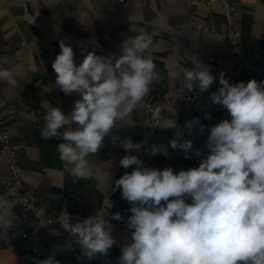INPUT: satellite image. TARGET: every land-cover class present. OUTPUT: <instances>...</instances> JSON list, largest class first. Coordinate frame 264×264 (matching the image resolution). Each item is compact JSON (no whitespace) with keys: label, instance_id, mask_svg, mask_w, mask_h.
<instances>
[{"label":"clouds","instance_id":"9594fccd","mask_svg":"<svg viewBox=\"0 0 264 264\" xmlns=\"http://www.w3.org/2000/svg\"><path fill=\"white\" fill-rule=\"evenodd\" d=\"M152 45L153 36L140 32L124 39L118 56L88 52L77 65L73 48L59 42L61 52L52 63L55 84L65 95L76 93L80 98L67 114L45 102L40 134L45 140L63 139L57 145L59 159L70 166L75 180L96 179L110 186L109 170L101 172L88 157L98 153L114 127L131 119L153 83L161 79L153 57L146 55ZM192 65L183 69V88L207 91L215 82L210 67L196 59ZM0 81L10 87L18 84L14 72L6 68L0 69ZM219 85L210 99L226 109L230 119L211 126L208 154L198 167L178 172L171 167L149 168L131 154L119 161L124 169L135 168L112 187L131 204L126 221L131 240L121 246L118 264H264V81L230 83L221 73ZM162 111L160 106L153 110L152 127L179 129L175 115L164 119ZM196 123L185 122L188 134ZM204 130L201 125L200 132ZM183 135L176 131L169 146L182 150L188 159L193 143ZM117 141L126 153L143 147L153 156L168 155L164 147H147L146 141L112 136V142ZM195 154L201 155L199 150ZM11 209L12 202L0 195V237L13 226ZM112 219L122 216L117 212ZM58 222L88 260L97 254L107 256L116 243L105 211L75 222L62 211ZM35 264L60 262L50 255Z\"/></svg>","mask_w":264,"mask_h":264},{"label":"crops","instance_id":"0c3cea01","mask_svg":"<svg viewBox=\"0 0 264 264\" xmlns=\"http://www.w3.org/2000/svg\"><path fill=\"white\" fill-rule=\"evenodd\" d=\"M194 0H0V69L14 72L18 81L16 87L0 81V119L13 134V143L20 146L19 161L25 170L24 184L28 191L41 197L49 211L61 214L69 212L79 217H90L105 211V219L113 225L112 235L116 243L107 256L97 254L92 260L82 255L79 245L70 234L54 224L43 231L41 248L45 259L54 255L60 264H118L121 246L130 242L131 232L126 227L131 204L122 198V191L112 190L115 180L125 172L131 173L135 166L124 169L119 161L127 154L136 155L143 166L155 169L171 167L174 172L196 168L208 154L206 142L210 128L223 119H230L228 111L208 114L195 111L184 103L166 109V112L182 122L199 121L208 131L197 141L186 132L182 139L191 140L193 148L185 159L182 150H173L169 141L178 130L153 128L150 118L135 110L131 119L114 127L103 140V146L96 155L88 157L101 172L109 170L110 186L101 181L75 180L69 172V165L59 159L57 145L62 138H42L40 132L46 114L45 102L59 107L67 114L72 111L79 95H65L55 84L57 74L52 63L58 52L51 46H58L61 40L78 50L82 60L88 52L98 56H118L121 45L128 36L148 32L153 36V45L146 55L153 57L156 71L161 79L153 83L144 102L159 104L160 96L169 98L170 87L183 88V69L191 68L192 60L208 65V52H227V43L218 35L195 30L187 22L193 14L197 19L204 17L205 6L194 4ZM236 4L235 25L241 30L247 49L264 54V0H231ZM216 26L225 30L223 10L220 4L214 6ZM25 41L28 45L22 46ZM77 65L78 58H74ZM224 76L230 83L248 82L246 78L235 79L229 58L224 60ZM215 86L206 93L219 90ZM141 102V103H144ZM67 126H65L66 128ZM65 130L62 128L60 131ZM122 140L130 137L135 143L146 141V146L160 145L168 155H150L142 147L139 151L126 153L119 141L112 142V136ZM199 150L201 155L195 153ZM8 173V157L0 154V176ZM3 187L0 183V192ZM109 201V202H108ZM12 202V201H11ZM191 202L190 200L188 201ZM110 203V204H109ZM13 226L19 225L20 209L12 202ZM119 212L121 220L112 219ZM10 229V230H11ZM21 251L27 250L22 247ZM71 244V247L68 245ZM0 264H33L30 259L21 260L8 251L0 240Z\"/></svg>","mask_w":264,"mask_h":264},{"label":"built area","instance_id":"2783aa9c","mask_svg":"<svg viewBox=\"0 0 264 264\" xmlns=\"http://www.w3.org/2000/svg\"><path fill=\"white\" fill-rule=\"evenodd\" d=\"M194 4L205 6L204 17L197 19L192 13L187 16V22L195 30L200 32H209L218 35L223 39L229 49L227 52H208V60L211 64V73L215 77V82L211 87L204 92L196 89L193 92L182 91L179 88L170 87L169 98L160 96L158 102L147 101L140 103L137 110L151 117L149 126H153L152 112L156 106L162 108V118L167 119L171 117L166 109L173 107L178 103H184L195 111H201L208 114L220 113L227 111L219 105L213 104L210 96L206 93L215 86L219 85L220 74H224V60L229 58L232 64V73L235 79L246 78L248 80L255 79L256 81H264V54L252 51L246 48L243 40L242 32L236 27L235 14L237 6L231 0H194ZM220 4L223 10V17L225 23V30H219L216 26V12L214 6ZM22 46H27L25 41L21 42ZM60 54L61 49L58 46H51ZM74 58H78L82 62L81 54L78 50H73ZM179 125V130L187 132L185 123L175 119ZM164 129V128H163ZM208 131L206 129L203 133L200 132V126H194L191 134H188L193 139L200 141ZM20 146L13 143V134L5 125V122L0 119V154L8 157V173L0 176V183L3 191L0 195H6L7 198L14 202L20 209L19 225L11 229L6 237H0L4 241L9 252L17 255L19 259H30L33 264L36 260H44V250L41 248L43 241L42 233L47 228L59 223L58 218L60 214H55L48 210L43 203L41 197L28 191L24 184L25 170L19 161ZM72 222L77 218L84 217L75 216L67 212ZM22 242V247L27 250L22 252L18 246V242Z\"/></svg>","mask_w":264,"mask_h":264}]
</instances>
